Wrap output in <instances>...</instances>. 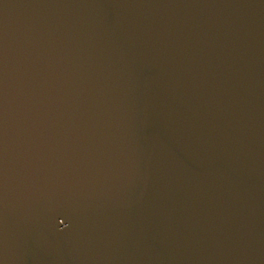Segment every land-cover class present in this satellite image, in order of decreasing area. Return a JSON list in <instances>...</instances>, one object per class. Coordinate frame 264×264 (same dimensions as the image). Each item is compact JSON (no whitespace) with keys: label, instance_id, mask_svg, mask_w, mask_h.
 Masks as SVG:
<instances>
[{"label":"water","instance_id":"1","mask_svg":"<svg viewBox=\"0 0 264 264\" xmlns=\"http://www.w3.org/2000/svg\"><path fill=\"white\" fill-rule=\"evenodd\" d=\"M0 264H264V0H0Z\"/></svg>","mask_w":264,"mask_h":264}]
</instances>
